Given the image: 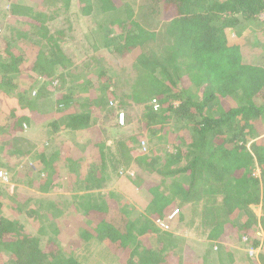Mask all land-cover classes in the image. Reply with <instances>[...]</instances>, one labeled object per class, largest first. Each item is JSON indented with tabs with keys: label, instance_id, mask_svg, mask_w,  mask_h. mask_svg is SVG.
Listing matches in <instances>:
<instances>
[{
	"label": "trees",
	"instance_id": "obj_1",
	"mask_svg": "<svg viewBox=\"0 0 264 264\" xmlns=\"http://www.w3.org/2000/svg\"><path fill=\"white\" fill-rule=\"evenodd\" d=\"M11 1L8 17L0 7V172L9 175V160L19 159L30 174L38 163L37 188L47 191L64 175L61 161L79 193L69 197L67 211L76 218L67 215L74 225L65 229L68 217L55 200L22 198L17 187L0 183V264H257L233 247L244 237L264 245L257 236L264 215L252 209L263 204L264 212V68L243 57L246 41L264 33V0H134L156 26L134 19L132 0H97V27L87 25L81 41L93 55L80 65L65 49L74 25L52 28L41 0ZM82 1L59 0L57 10L93 14ZM244 24L259 28L240 31ZM15 77L25 83L14 85ZM53 88L56 100L48 99ZM104 112L115 115L117 130L125 128L121 113L139 114L150 141L173 152L142 153L136 135L103 139ZM26 127L46 136L43 147L28 146L20 135ZM92 128L97 141L82 156L77 145ZM130 163L138 174L126 176L143 194L142 210L114 191H96ZM152 174L157 180L146 182ZM176 209L172 230L179 223L218 241L208 263L154 221Z\"/></svg>",
	"mask_w": 264,
	"mask_h": 264
},
{
	"label": "rangeland",
	"instance_id": "obj_2",
	"mask_svg": "<svg viewBox=\"0 0 264 264\" xmlns=\"http://www.w3.org/2000/svg\"><path fill=\"white\" fill-rule=\"evenodd\" d=\"M43 3L42 4V8H45L46 13H48V15H50V19H52V21L49 23V25L52 28H63L65 31H67L68 27L64 24L67 25H74L75 30H68L67 32L69 33V38L70 40L67 42L66 44V52L72 56H74L77 65L80 63H85V57L87 54L93 55V48L90 49L89 45L86 44V46H82L81 45V41H83V37L86 36L85 31L87 25H91L93 27H97L95 25L96 19L98 18V14L100 11V7H99V2H97V0H81L83 4H87L90 3L93 7L92 13L93 14H79L78 12H75L76 14H73L72 12L67 15L65 13V11L62 9L61 11L57 10V8L59 9L60 6H62V4L59 2V0H53L52 2H49L47 0H41ZM134 0H132L133 2ZM12 1H8V0H0V7L3 9L5 15L8 17L10 14L9 12H5L8 11L9 8V4ZM9 3V4H8ZM132 6L134 4L131 3ZM134 8V13H135V17L134 19H140V21L147 26H156L154 22L148 21V18H145L143 16H145V14L141 13L139 11V7L137 5L133 6ZM4 16V15H3ZM81 16V17H80ZM6 17V18H7ZM69 21L71 22H68ZM159 22V20H158ZM157 22V23H158ZM79 25H82L83 27H80ZM2 27V31L5 33L6 30ZM239 30L240 31H244L246 30V28H254L257 29L259 27L256 26V24L254 25H248L245 26L244 25H239ZM251 31L248 30V33ZM256 31V30H255ZM247 33V34H248ZM246 35V34H244ZM252 35V34H251ZM99 37V36H98ZM253 38L247 42L248 45V49L246 50V52H243V57L244 60L247 63H251L260 67L264 68V33L256 31V33L252 36ZM99 40L102 41V38L99 37ZM253 40V41H252ZM250 41H252L251 43H249ZM256 46L258 44L257 47ZM263 47V48H261ZM4 48V44H0V49ZM80 48V49H79ZM109 58V57H108ZM109 63H112L113 65H115V60L114 58L110 57L108 59ZM81 68L79 67V72H81L80 70ZM27 79V78H26ZM29 80V79H28ZM68 80H70V78H68ZM14 81V85L15 84H21L23 81L19 80V78L15 77L13 79ZM31 81V80H29ZM25 83V82H23ZM33 86V84H31ZM60 85V84H59ZM60 87V86H57ZM63 88H60V90H62ZM59 90V91H60ZM61 92V91H60ZM58 90L56 88L52 89V92L50 95H48V99H53L56 100L58 97ZM48 105L50 104V101H47ZM72 107H76L75 104H72ZM154 105H158L157 103H154ZM158 107V106H157ZM55 111H57L58 106L55 105ZM109 113L104 112L103 116L105 118V120L101 123L103 124L102 126L107 130L104 132V130H102V138L103 139H114V138H118V137H124V136H128V135H136V136H140L141 140H144L141 142V146H142V153H147V151L149 152L152 147H153V151H155V153L161 154L162 157H165L164 155V151L165 150H169V152H173V148L168 145L167 143H164L163 141L159 140V139H154V142L150 141V136L149 134L145 131L142 130V126L140 124V122L138 123V116L139 114L137 113H133L132 116L130 114L129 119H131L129 121V119H127V116L125 117V128L121 129V130H117L116 128L113 129L112 126V121L116 119L115 115L112 114V117L108 115ZM127 115V114H126ZM138 115V116H137ZM137 117V118H136ZM39 124L36 125V127H38ZM89 133L86 135H84V137H82V141L85 143L87 140L90 141V138L92 140V143L94 145V143L97 141L98 138V131L94 130V128H92L91 131H88ZM41 134V133H40ZM21 136H27L31 143L29 142L28 146L32 145L34 143L37 144V147H43L44 142L46 141V136L43 135H39V136H35L34 131L27 129V127L25 128V131H23L21 134ZM65 139V138H63ZM67 139V138H66ZM69 139V138H68ZM59 141V139H57ZM39 141V143H38ZM81 147H83V144H79ZM155 147V148H154ZM86 148V147H85ZM80 155L85 154V151L83 148L80 149ZM76 152V151H75ZM78 154V152H77ZM75 157V156H73ZM19 159H16L15 161H11L9 160V167L8 169L10 171L9 175L7 174V172H5L4 170H2V172H0V183H4L10 187H12L13 189L17 187V191L19 194H21L22 198L26 197V198H30V197H38L41 199H44L43 197H46L45 201L48 200H53L55 199L56 202L59 204V207H62L63 211L65 212L64 215H70L72 213V215L76 218L75 214H74V210L70 209L69 211H67V207L69 206L71 199H69V197L74 196L76 193H79V191L77 190V188H74V186H69L67 183V169L66 167L63 165V162L59 161L58 165L61 169V171L64 173V175L62 174L57 180H55L53 186L49 187L47 191H43L39 188H37V183L39 178L36 177L38 174L39 175H43L41 170L42 167H39L38 163H35L37 165V167L39 168H34V173L29 172V169H23L24 167H26L25 164L23 163H18ZM128 162H126L127 164ZM111 165V164H110ZM109 165V166H110ZM17 168L15 171L13 169ZM38 169V170H37ZM27 170V171H24ZM119 174L114 176L113 178H111V180H109L107 183H105V187L98 189L96 191H103V190H108V191H114L115 194L119 195L122 198H125L127 201L130 202V204L134 205V206H138L139 209H143L141 207V205H139V202L142 201L141 197L143 198V194L141 193V190L136 187L134 184L131 183L130 179L127 178L126 174L128 173L129 175H137L138 174V167L136 166V164L134 163H130L128 166H124V168H120L119 169ZM1 171V170H0ZM24 171V172H23ZM69 171V170H68ZM38 173L37 175L35 173ZM43 177V176H42ZM146 178V182L148 181L149 183H153L155 182V180H157V176L155 174L152 175H148L145 176ZM153 178V179H149ZM97 193V192H96ZM65 197V198H63ZM7 200V199H5ZM4 200V205L7 206V208L9 207L10 203L8 201ZM7 208L5 210H7ZM262 206L260 205H252V209L255 210L257 216L261 217V212H262ZM59 211V210H58ZM244 216V215H243ZM61 218H64L63 215L59 216ZM68 217V216H67ZM178 219V218H177ZM19 220L24 224V226L30 230L33 231V228L36 226L30 222H28L26 220L25 217L21 216V218H19ZM155 221V220H154ZM66 223L68 222L67 226H65V229L67 228H71L74 225V220L71 219V217L67 218V221H65ZM176 225L173 224L172 228L173 230L170 228V230L173 231V233L175 234L176 239H184L186 241V243L191 246V248H193L194 250L196 249L197 251H199V253L202 254L203 251V246L198 242L200 241L199 238H202L201 236H197L195 235L196 233L193 231V229H190V226H182L179 223H175ZM176 228V229H175ZM239 233H243L242 231H239ZM261 233H263L262 231L257 232L258 236L260 237V243L263 239L262 236H264V234L261 235ZM64 235V234H63ZM188 236V237H187ZM69 239L67 235H64V240ZM152 242V241H151ZM150 243V241H149ZM246 247L245 250L247 252V255L250 256L251 254L248 253L247 248L249 246L251 247H255L254 245H252V243L248 242L246 243ZM251 247H249L251 249ZM256 249H254V252H252L254 254L255 259H258L257 264H264L262 261V255H264V245H259L258 247H255ZM205 250V248H204ZM83 254H85V252L83 251ZM200 254V255H201ZM243 251H241V256H242ZM250 254V255H249ZM251 257V256H250ZM242 259H244V256H242Z\"/></svg>",
	"mask_w": 264,
	"mask_h": 264
},
{
	"label": "crops",
	"instance_id": "obj_3",
	"mask_svg": "<svg viewBox=\"0 0 264 264\" xmlns=\"http://www.w3.org/2000/svg\"><path fill=\"white\" fill-rule=\"evenodd\" d=\"M72 142H76V141H72ZM81 144H83L84 146L83 147H81L79 144L77 145L78 147L77 148H79V149H81V148H84V151H86L87 149H93V143H92V140H91V138H90V141L89 140H87L85 143L84 142H80ZM77 144V143H76ZM86 147V148H85ZM83 156V155H82ZM87 156V155H86ZM90 161V160H89ZM89 161L88 160H86V162L84 161V162H80V164H79V171L80 172H85L86 170V168H88L87 167V165L89 164ZM75 168V167H74ZM38 190H39V188H38ZM34 198H36V197H34ZM44 199V202H45V200H46V197H43ZM36 200V199H35ZM53 200H55V199H53ZM54 203H57L56 202V200H55V202ZM43 204V203H42ZM260 206H262L263 207V204H260ZM7 208V207H6ZM5 208V209H6ZM4 209V212L6 211H8V208H7V210H5ZM50 212V211H49ZM5 214V213H4ZM9 214V212L7 213V215ZM261 214V217L264 215V212H263V210H262V212L260 213ZM244 218H246V217H242L241 219H244ZM259 231H262V228L260 227V229H258ZM263 232V231H262ZM262 234H264V233H261V235ZM188 237V236H187ZM263 237V239H262V241H261V243L263 242V240H264V236H262ZM199 242H198V244L200 243L202 246H203V251H202V254L201 253H199V251H197V253L200 255L201 254V258L204 256L205 258H204V260L206 259L207 260V263L210 261V257H209V255L211 254V253H214L215 252V248H216V246H217V244H218V241L217 240H214L213 238H208V236L206 235V236H204V237H202V238H199ZM242 242H245V243H243V245L242 244H240L241 246V248L240 247H233V251H234V253L235 254H237V255H240L241 254V251H243V252H245L246 250H245V248L244 247H246L247 245H246V243L248 242V237H244V239L242 238ZM249 247H251V246H249ZM248 247V248H249ZM204 248H205V250H204ZM252 249H256V248H254V247H252L251 249H249L248 250V253H250V251L252 250ZM246 253V252H245ZM203 260V259H202ZM201 260V261H202ZM204 260H203V262H204ZM202 262V263H203Z\"/></svg>",
	"mask_w": 264,
	"mask_h": 264
},
{
	"label": "built area",
	"instance_id": "obj_4",
	"mask_svg": "<svg viewBox=\"0 0 264 264\" xmlns=\"http://www.w3.org/2000/svg\"><path fill=\"white\" fill-rule=\"evenodd\" d=\"M156 103V102H154ZM158 105H155V107L157 108ZM119 123L121 125H124L125 123V115L124 113H121L120 114V117H119ZM179 214V210H174L172 211L168 216H166L165 218H159V219H156L155 222L156 224L159 226V227H162V229L164 230H169L170 229V223L172 221H174L176 219V217L178 216ZM254 250H251L250 251V254L253 255Z\"/></svg>",
	"mask_w": 264,
	"mask_h": 264
},
{
	"label": "clouds",
	"instance_id": "obj_5",
	"mask_svg": "<svg viewBox=\"0 0 264 264\" xmlns=\"http://www.w3.org/2000/svg\"><path fill=\"white\" fill-rule=\"evenodd\" d=\"M256 174H257L258 176H260L261 172H260V170H259V169L257 170ZM257 236H258V234H257ZM252 250H254V249H252ZM251 256H254V254H253V255H251Z\"/></svg>",
	"mask_w": 264,
	"mask_h": 264
}]
</instances>
